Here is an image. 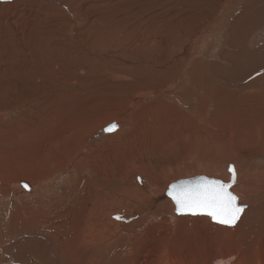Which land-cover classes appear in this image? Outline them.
Returning a JSON list of instances; mask_svg holds the SVG:
<instances>
[{"label": "bare ground", "instance_id": "1", "mask_svg": "<svg viewBox=\"0 0 264 264\" xmlns=\"http://www.w3.org/2000/svg\"><path fill=\"white\" fill-rule=\"evenodd\" d=\"M155 1L165 7L164 14L168 12L167 0H0V214L8 219L0 234L5 243L13 238L9 235L19 237L24 230H33V235L42 232L52 242L55 235L70 234L72 244H91L99 262L107 259L109 264H264V201H260L264 195L240 201L243 211L234 224L226 225L202 212H178L166 195L169 186L162 196L149 194L143 201L133 189L138 172L145 177L150 167L146 157L150 148L161 137L170 141L161 131L174 130L184 117L196 132L206 123L195 97H182L184 92L199 91L184 77L186 65L200 53L197 41L191 45L195 56L178 53L169 62L163 53L151 54L152 67L149 58L130 44L133 29L140 26L137 21L144 20L147 35L141 45L158 44L161 50L169 45L167 30L160 37L150 31L171 19L161 18L162 13L160 18L153 16ZM231 3L221 8V18ZM194 9L170 15L182 13L184 20L196 17ZM131 16L136 23H131ZM213 31L205 35L207 41L213 39ZM159 107L168 117L165 128L160 126L164 116L157 121ZM129 109L134 110V126L114 133L115 121ZM14 112L19 113L8 121ZM108 122L116 125L109 132L114 134L75 160L86 149L88 136ZM69 164L75 171L67 174L62 194L49 199L30 191L33 183ZM150 182L161 188L159 178ZM13 201L19 202L16 210L11 209ZM117 213H122L119 221L111 220ZM111 223L113 229L104 237L103 230Z\"/></svg>", "mask_w": 264, "mask_h": 264}, {"label": "rangeland", "instance_id": "2", "mask_svg": "<svg viewBox=\"0 0 264 264\" xmlns=\"http://www.w3.org/2000/svg\"><path fill=\"white\" fill-rule=\"evenodd\" d=\"M229 2L230 0H200V3L195 0H167L168 12L164 14L165 7L163 8L158 1H155V5L152 4L155 14L153 16L160 18L162 13L164 15L161 18L166 15L165 17L171 19L163 26L156 24L153 29L150 27V31L158 33L159 35L156 36L160 37L164 36L167 30L164 37L170 36L171 40L176 39V42L167 39L170 43L162 50L158 44L151 47L149 44L148 46L141 45L147 35L144 30V20L142 23L139 22L140 24L137 21V25L140 26L132 31L136 33L132 41L130 40V44L134 43V48L136 46L141 50L146 58H149V63H153V59L150 58L151 54L163 53L169 62H172L173 57L178 53H187L190 57L193 54L195 56V53L191 52V45L195 43L192 40L197 41L195 45L200 46V53L186 65L184 77L187 78L188 85H191V82L197 84L199 91L194 88L195 91H190V95L184 92L182 97L184 99L195 97V105L206 115V123L199 132L189 127L190 124L186 122L188 119L186 117H184L185 120H180L178 125L175 124L178 127H173L174 130L167 127L164 129L166 132L161 131L170 141L167 142L166 139L163 141L161 137L157 145L153 146L154 148L151 147L152 150L149 149L150 151L147 152L149 155L146 157L149 158L150 167L145 172L146 176L140 178V172H138V177L131 182L136 195L139 193L137 196H140L142 201L149 194L162 196L171 183L201 175L219 179L231 185L230 192L238 198L239 206L242 205L240 201L251 202L252 197L259 199L260 195L261 197L264 195V0H232L233 4L231 3L230 9L227 8L225 18H221L220 10L228 6ZM189 7L195 8L193 13L196 17L181 20L182 13L175 14L174 17L170 15ZM134 20L131 16L132 24L136 23ZM210 31H213V39L207 41L205 35ZM114 32L115 30L112 34ZM174 33H177V36ZM159 61L158 59L157 62ZM151 65L153 66L154 63L149 64L150 67ZM214 88L220 90V93L219 91L213 92ZM223 90L225 91L222 94ZM251 91L255 95L251 94ZM257 91L259 96L256 98ZM248 94L252 96L249 97ZM245 96L247 99L244 98ZM169 104L172 107L177 106L178 110H183L175 102L170 101ZM162 110L164 111V108L159 107L155 112L157 121L160 120V116L165 115ZM133 111L130 109L123 111L120 119L110 121L112 124L115 122L118 124L114 133H121L134 126ZM182 112L188 116L187 111ZM18 113L8 114V121L14 120ZM165 117L160 121L161 128L166 127L164 122L168 117ZM107 125L97 127L88 136L86 149L82 150L75 160L79 156L88 155L93 150H97L105 137L114 134L102 131ZM169 131L175 133L174 136L173 134L170 136L171 138H168L171 134ZM70 164L61 171L56 170V173H50L46 176L47 179H42L40 183H33L30 191L34 189L35 194L49 199L62 194L68 186L67 174L75 171L72 169L74 166ZM232 170H234V175ZM157 178H159L161 188H157L150 182ZM25 180L33 182L35 179L26 178ZM40 199L38 197L36 201L41 202ZM260 201H264V197L260 198ZM28 202L31 200L28 199ZM18 204V201H13L11 209L16 210ZM121 214L112 215L111 220L119 221ZM115 216L119 218L116 219ZM137 219L126 221L131 223ZM7 221L8 219H4V216L0 214L1 229L7 228L8 225L4 226ZM111 224L110 227L104 228V237H108L110 230L113 229V223ZM62 234L53 236L52 242V238L45 239L42 232L37 236L33 235V230H24L19 237L9 235L15 237L14 241L13 238L10 239L7 236L8 243L4 242L6 238L4 239V236L0 234V264H109L112 262L111 260L108 262L107 259L99 262L100 256L99 253L94 254V246L91 244L86 246L82 242L79 245L72 244L70 234L64 237ZM104 239L108 244V239Z\"/></svg>", "mask_w": 264, "mask_h": 264}, {"label": "snow or ice", "instance_id": "3", "mask_svg": "<svg viewBox=\"0 0 264 264\" xmlns=\"http://www.w3.org/2000/svg\"><path fill=\"white\" fill-rule=\"evenodd\" d=\"M115 127L116 125H113L108 130L111 131ZM232 171L234 175V170ZM230 187L231 185L215 180L208 181L195 190H186L172 185L168 195L175 202L178 212L187 210L196 214L200 211L218 223L232 225L243 208L237 205L238 198L228 191Z\"/></svg>", "mask_w": 264, "mask_h": 264}, {"label": "water", "instance_id": "4", "mask_svg": "<svg viewBox=\"0 0 264 264\" xmlns=\"http://www.w3.org/2000/svg\"><path fill=\"white\" fill-rule=\"evenodd\" d=\"M111 126H113V125L110 124V125L106 126V127L104 128L103 132H104V133H109V132L113 131L114 128H113L111 131L108 130ZM213 180L217 181V180L214 179V178L206 177V176H204V175H201L200 177H196V178H194V179H190V180H189V179H187V180H186V179L178 180V181L175 182V183H171V184H169V187H168V189H167V191H166V195L169 196L168 193H169V191H170L172 185H177L179 188H183V189H186V190H187V189L195 190V189H197L199 186L204 185L206 182H208V181H213ZM220 183H221V182H220ZM222 184L229 185L228 183H222ZM228 191H230V188L228 189ZM169 197H170V196H169ZM236 203L238 204V199H237ZM188 212H190V211H188ZM190 213H191V212H190ZM196 214H202V213H201L200 211H197Z\"/></svg>", "mask_w": 264, "mask_h": 264}]
</instances>
